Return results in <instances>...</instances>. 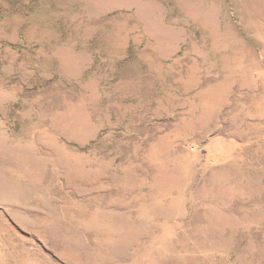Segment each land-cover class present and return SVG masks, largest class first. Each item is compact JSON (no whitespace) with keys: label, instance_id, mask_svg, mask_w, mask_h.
<instances>
[{"label":"rangeland","instance_id":"374dc122","mask_svg":"<svg viewBox=\"0 0 264 264\" xmlns=\"http://www.w3.org/2000/svg\"><path fill=\"white\" fill-rule=\"evenodd\" d=\"M0 264H264V0H0Z\"/></svg>","mask_w":264,"mask_h":264}]
</instances>
